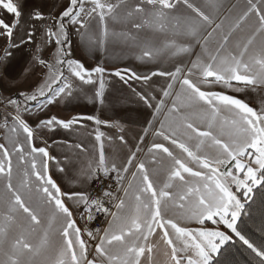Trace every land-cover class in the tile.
<instances>
[{"label":"snow or ice","instance_id":"snow-or-ice-1","mask_svg":"<svg viewBox=\"0 0 264 264\" xmlns=\"http://www.w3.org/2000/svg\"><path fill=\"white\" fill-rule=\"evenodd\" d=\"M0 264H264V0H0Z\"/></svg>","mask_w":264,"mask_h":264},{"label":"rangeland","instance_id":"rangeland-1","mask_svg":"<svg viewBox=\"0 0 264 264\" xmlns=\"http://www.w3.org/2000/svg\"><path fill=\"white\" fill-rule=\"evenodd\" d=\"M57 111H59L58 108H54V109H53V112H57Z\"/></svg>","mask_w":264,"mask_h":264},{"label":"crops","instance_id":"crops-1","mask_svg":"<svg viewBox=\"0 0 264 264\" xmlns=\"http://www.w3.org/2000/svg\"><path fill=\"white\" fill-rule=\"evenodd\" d=\"M88 108L90 109V108H91V106L89 105V106H88ZM85 110H87V109H85Z\"/></svg>","mask_w":264,"mask_h":264}]
</instances>
